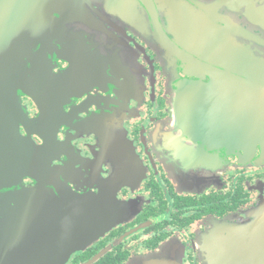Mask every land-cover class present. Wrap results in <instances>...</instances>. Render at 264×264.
<instances>
[{"label": "flooded vegetation", "instance_id": "1", "mask_svg": "<svg viewBox=\"0 0 264 264\" xmlns=\"http://www.w3.org/2000/svg\"><path fill=\"white\" fill-rule=\"evenodd\" d=\"M77 1L64 19L59 0H35L3 34L30 51L0 84V112L19 137L0 167V264H202L219 223H245L264 203V118L235 115L233 82L213 85L233 75L229 60L258 62L234 45L233 19L254 23L224 6L230 24L196 19L204 0H174L185 13L170 23V0L155 15L139 0ZM192 30L196 43L183 42ZM256 71L248 85L262 89ZM30 203L45 208L27 212ZM74 204L91 211L71 214Z\"/></svg>", "mask_w": 264, "mask_h": 264}, {"label": "water", "instance_id": "2", "mask_svg": "<svg viewBox=\"0 0 264 264\" xmlns=\"http://www.w3.org/2000/svg\"><path fill=\"white\" fill-rule=\"evenodd\" d=\"M109 1L112 4H115L113 2L118 3V5L124 4L123 0ZM139 1L142 6L148 8L149 11L154 13V15L155 11L152 7L153 5L159 7L160 10L165 14L163 6H166V4H164L163 1ZM258 1L261 2L260 0H216L215 2L204 0L200 1L199 3L201 7L191 12V14H193L196 19H202L203 15L208 13L209 16L212 15L215 20L227 25L230 24V22H228L229 19L220 17V8L222 6H224L225 9L229 8L232 11L246 8V14L249 15V18H247L249 22L254 23L251 24V26L255 30H252L250 28H248L247 30H243L241 28L242 26L238 27V22L234 18V45L237 47H241V52L245 51L246 53L260 54L259 60L257 63H253L248 59L229 60L230 62L235 64L233 75L231 73L229 74L225 72L217 73V75L214 77L215 81L213 85H219L221 81L233 82L241 89L240 91H236L235 93L242 95V98L237 99L238 103H236L234 108L236 111L235 115H241L240 113H242L245 116L264 118V4L261 2V5L263 7L256 8V3ZM59 2L65 5V11L59 12V14L62 15L64 19H66L69 14L77 15V10L68 11L66 9L69 6H78L76 4L78 2L77 0H59ZM35 3V0H0V84H3L7 79L11 81L17 75L15 72H18L20 70V64L23 62H28L27 60L22 59L20 54L30 51V49L26 48V45L24 44H15L12 42L4 41L3 34L5 30L8 32L12 30L10 27H15L17 20L23 19V11L20 10H22L24 6L34 5ZM166 3L169 6L168 11L166 8V22H177V18L182 15V13H185L178 8V6L180 7L184 2H176L174 0H170L166 1ZM128 4H131V2L129 1ZM212 8L214 11L212 10ZM218 10L219 13L217 14ZM19 28L22 30V26H19ZM10 35L16 36L17 32L12 31L10 32ZM226 35L227 33L225 32V30L223 28H220L219 30H217V32L209 36H211V38H215L216 41L217 39L221 40V38L225 37ZM182 37L183 42L187 41V43H196L194 40V37H196L195 30H192L191 36L187 35ZM204 38L206 37L203 36V39ZM175 41L178 42L181 46L185 47L186 43H183L181 41V35H179V37L176 36ZM228 43H230V40L224 42V44ZM167 44L168 43L166 42V48L169 50V52L178 56L180 61H182L183 63H190V66H195L193 63L197 62L196 60H193L191 58H184L183 56L178 54V51ZM202 45L205 44L203 43ZM221 45L223 44L219 43L215 49H217L218 47L221 48ZM247 46L249 47V49L244 48ZM223 49L225 51H223ZM223 49L221 48L220 51L226 52L227 49L225 46H223ZM259 63L263 65H260ZM5 64H8L9 66H5ZM250 68L255 71L256 69H258V71H256L258 74L257 79L261 81L262 89H259L258 86L248 85V81L249 79H251V75L246 73V70ZM70 72L72 71L67 72V74H70ZM235 73L237 75H243L246 81L235 75ZM2 88L3 87H0V94H3L1 92ZM50 117L51 115L49 116V118ZM253 128L256 129L255 126ZM258 131L259 130H255V132L257 133ZM18 138L19 137L15 135V132L12 130V127H10V124L8 123L7 114L0 112L1 168H3L5 164H7L8 159H14L15 154H11V148L14 145H19V143L17 142ZM261 140L264 141V135L261 136ZM249 215V221L242 224H230L226 222L219 223L216 230L206 236V238L201 243L202 264H264V203L259 205L256 209L252 210ZM0 230V232H3L2 227H0ZM0 235L4 236V233ZM6 241L7 240L5 239L4 242L1 243L2 248L8 247L7 245H11L12 243H14V240L10 242ZM260 259L263 263H259Z\"/></svg>", "mask_w": 264, "mask_h": 264}, {"label": "rangeland", "instance_id": "3", "mask_svg": "<svg viewBox=\"0 0 264 264\" xmlns=\"http://www.w3.org/2000/svg\"><path fill=\"white\" fill-rule=\"evenodd\" d=\"M73 206H74V208L69 211V213H71V214L72 213L73 214L87 213V212L91 211L90 209H84V208L79 207L78 204H74ZM27 207H28L27 212H31V213H35L40 208H45L44 205H42L41 203H38L36 205L30 203ZM33 215H35V214H29V218L27 219L28 225L25 227V229H27V230H32V229L36 228V223H34L30 220L31 216H33ZM18 222H19V220H18Z\"/></svg>", "mask_w": 264, "mask_h": 264}]
</instances>
